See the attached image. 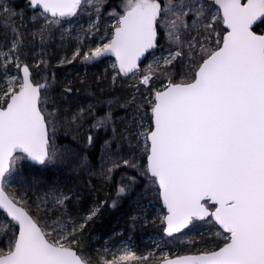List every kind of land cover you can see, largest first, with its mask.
I'll use <instances>...</instances> for the list:
<instances>
[{
	"label": "snow or ice",
	"instance_id": "6c2138e0",
	"mask_svg": "<svg viewBox=\"0 0 264 264\" xmlns=\"http://www.w3.org/2000/svg\"><path fill=\"white\" fill-rule=\"evenodd\" d=\"M129 196L153 248L94 252ZM0 223V264H264V0H0Z\"/></svg>",
	"mask_w": 264,
	"mask_h": 264
},
{
	"label": "rangeland",
	"instance_id": "374dc122",
	"mask_svg": "<svg viewBox=\"0 0 264 264\" xmlns=\"http://www.w3.org/2000/svg\"><path fill=\"white\" fill-rule=\"evenodd\" d=\"M106 66H107L106 63H98L95 66H89L87 69H85L84 67H78L75 69V71H78L81 75H83L85 71H87V75L89 76V79L91 81V79H94L96 75H99ZM70 74H74V73H70ZM60 142L63 143L64 141L61 140ZM96 183L100 184L99 182H96ZM106 186L110 188V191H108L107 193H111V194L114 193V188L112 185H106ZM93 191H94L93 189H85V193L87 192L90 193ZM102 194L106 195V193H103V192ZM131 200L132 198L130 199L129 204L126 207V211L123 213V216L121 217L111 215L112 213H110V209H109V208H112L110 207V203H111L110 200H109V204H106L103 206L101 210L103 211V216L105 218H110V222H112L111 223L112 225L110 227H107L106 225H100L97 228L95 227L94 229H90V233H91L90 244L92 245V249L94 252L95 251L103 252V249L105 247H109L111 249L113 248V246L123 247L127 245L132 250L136 251L138 254H141V253H144L147 249L153 248L151 244H150L151 247L150 246L147 247L148 243L144 242L143 238H145L146 235L151 234V233H155L158 235L159 229L153 227V230L145 231L144 233L139 234L138 235L139 237L136 236L138 232V228H141V227L138 226L136 229H131L129 227V220H128L127 215H129V212L131 211L130 209ZM108 205L109 207H107ZM6 227H7L6 224L0 223V232L5 231ZM200 231L206 233L205 229H201ZM105 232H108L109 234L104 235L103 233ZM129 234H131L130 236H132V238H129L130 237ZM142 235L143 237H141ZM118 237L122 239L118 240L119 239ZM140 237L142 239H140Z\"/></svg>",
	"mask_w": 264,
	"mask_h": 264
},
{
	"label": "trees",
	"instance_id": "16d2710c",
	"mask_svg": "<svg viewBox=\"0 0 264 264\" xmlns=\"http://www.w3.org/2000/svg\"><path fill=\"white\" fill-rule=\"evenodd\" d=\"M25 3H26V0H15V4L18 5L21 8L24 7ZM116 179H117V181L119 180V174L116 176ZM96 185H97V187L95 189H93L94 190L93 192H90V193L87 192V193H85L86 198H88V199L95 198V199H98V200H104L105 199V195L102 194V192L103 193H107L108 191H110V188L108 186H106V185H101V184H98V183H96ZM113 188H112V190H113ZM112 194L114 195V193H112ZM131 198L132 197L129 196L126 199H123L122 201H120L118 203L117 207H115V208H109L110 209V213H112L111 215L118 216V217L123 216V213L126 211V207L128 206L129 201H130ZM107 207H109V205ZM111 223L112 222H110V218H105L103 216V211H101L99 218L96 220L95 224L90 229H94L95 227L97 228L100 225H106L107 227H110L112 225ZM149 230H153V227L152 226H148V227L138 228V232H137L136 236H138L139 234L144 233L145 231H149ZM108 232H105L103 234L104 235L105 234H109ZM130 235L131 234H129V236ZM143 235L141 237H143ZM141 237H140V239H142ZM121 239L122 238H119L118 240H121ZM149 246L151 247L150 243H148V246L147 247H149Z\"/></svg>",
	"mask_w": 264,
	"mask_h": 264
},
{
	"label": "built area",
	"instance_id": "2783aa9c",
	"mask_svg": "<svg viewBox=\"0 0 264 264\" xmlns=\"http://www.w3.org/2000/svg\"><path fill=\"white\" fill-rule=\"evenodd\" d=\"M157 236L158 235L155 234V233L148 234V235H146L145 238H143V241L146 242V243H150L152 245V247H153V241H154L155 238H157ZM129 238H132V236H130ZM127 243H129V242H127Z\"/></svg>",
	"mask_w": 264,
	"mask_h": 264
}]
</instances>
